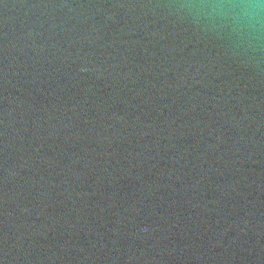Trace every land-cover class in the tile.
Returning a JSON list of instances; mask_svg holds the SVG:
<instances>
[{"label":"water","instance_id":"95a60500","mask_svg":"<svg viewBox=\"0 0 264 264\" xmlns=\"http://www.w3.org/2000/svg\"><path fill=\"white\" fill-rule=\"evenodd\" d=\"M0 264H264V6L0 0Z\"/></svg>","mask_w":264,"mask_h":264},{"label":"clouds","instance_id":"9594fccd","mask_svg":"<svg viewBox=\"0 0 264 264\" xmlns=\"http://www.w3.org/2000/svg\"><path fill=\"white\" fill-rule=\"evenodd\" d=\"M258 3H259L261 6H264V0H258Z\"/></svg>","mask_w":264,"mask_h":264}]
</instances>
